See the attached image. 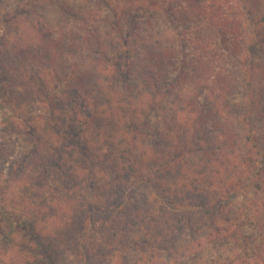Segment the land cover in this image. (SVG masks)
<instances>
[{"label":"trees","instance_id":"trees-1","mask_svg":"<svg viewBox=\"0 0 264 264\" xmlns=\"http://www.w3.org/2000/svg\"><path fill=\"white\" fill-rule=\"evenodd\" d=\"M73 1L75 3L83 0ZM103 1L109 8V12L98 13L96 10L90 9L86 15L84 14L85 22L72 33L69 32L71 37L64 33L58 38L63 42L60 44L62 47L65 45L66 49L70 47L68 49L70 53L73 52L72 48H81L79 53L82 59H77L73 63L74 71L71 75L73 77L69 74L62 80L63 87L66 88L62 93H67V90L72 91L73 98L80 102V107L82 106L81 110L85 107L91 108L88 113L82 112L80 116L77 115L74 124L76 125L80 118L87 119L89 117L94 119L97 124V120L103 117L107 121L106 133L111 138L115 135L122 142L131 141L129 144L133 146V149L130 153L133 155L126 156L128 163L123 166L120 162L117 167L113 164L109 165V168L117 173L124 171L128 178V180L125 178L118 182V185L121 187L133 184L157 185L158 193L174 209H176L175 205L183 207L180 219L183 225L189 228L192 237L200 239V233L205 228L210 229L205 237L210 238L211 241L228 239L230 236L236 237L238 233L243 235L244 222L240 218H230L226 224H217L218 220L216 219L219 213H227V208L233 205L231 201L240 194L246 193L252 187L264 190V187L260 185V182L264 181V174L258 180L252 179V175H250V171L255 168L251 164L253 161L251 155H259V133L253 135L256 131L253 130L252 124L247 119L242 120V140L237 145L244 144L246 152L240 154L242 155L239 158L241 159L239 161L242 162L240 165L237 163L238 158L232 153L225 154L228 148L227 139L221 140L220 138L218 142H220L221 148H215L217 153H207L205 158H199L200 164L205 168L197 174L195 169L191 168L195 163L190 161V155L195 138H198L206 122L208 114L205 113L207 107L205 103H210V97H215L216 99H213L216 103L237 104L235 91L241 84L243 113L252 116L256 107L264 104V7L261 8L263 9L261 12L258 10V5L264 3V0ZM3 11L6 10L3 8ZM110 14L115 18L109 20L112 16ZM3 15L4 12H1V17ZM76 15L77 13L74 12V16ZM4 16L7 27L13 21L19 25L26 23V19L19 18L20 16L13 17L9 12ZM125 18L126 22H124ZM19 19H23V24ZM192 20L196 21L195 25L189 26L188 24ZM124 23H128L129 32L124 28ZM170 23L175 24V28L170 29L168 27ZM15 33V36H12L5 30L2 44L6 47L12 44L14 48L25 50L36 41H42L43 44L41 36H36L33 41V36L27 31H20L19 27ZM47 41L54 43L55 40H45L41 45L42 48H47L46 57L50 62L49 65H53L59 60V57H55V54L48 48ZM94 49L98 58L92 60L90 54L84 55V50L92 51ZM220 49L226 50L229 54V66L224 64L225 61L220 63L221 60L226 59L225 55L220 53ZM257 49L262 52L258 53ZM39 51L37 54L28 53L27 60L31 61L30 66L41 69L40 58L42 56L41 50ZM116 51L125 57L126 68L120 67L119 59L114 57L113 54ZM256 58L261 59V65L256 63ZM234 61L239 64L241 81L238 80V74L230 69ZM179 64H181L180 73L172 86L177 85L179 92L183 94L178 97L177 103L174 102L172 109H165L163 89L160 87L155 89L157 87L156 77L159 72H162L161 77L165 78L162 87L165 88L164 85H170L168 83L170 78L168 72L171 71L169 66L177 70ZM28 69L30 67L11 70L8 62L0 60V74L6 78L5 81L0 82V88L3 87L1 92H4L3 100L7 101L10 97L9 101H11L12 85H18L20 81L26 83L21 85L28 89L32 96L34 94L36 97L40 96L39 85H43L38 81L41 80L40 69L33 75ZM186 69H189V73ZM133 71L140 72L142 79L150 88L142 90L141 94L126 96L127 92L131 90L123 88L119 82L126 81V76H130ZM84 72L88 74V82H83ZM187 75H191L194 81L192 83H195L194 87H202L205 83V87L202 88L211 94L206 95V102L201 101L200 96L196 95L192 88H190L191 90L185 88L184 78ZM204 76L205 78H202ZM56 79L59 81L61 77L58 75ZM75 80L76 84L73 83ZM83 83H86L84 88L87 87V90L83 88ZM88 83L94 89L96 87L99 89L98 95L100 96H93L87 86ZM180 84H182L181 90ZM161 95H163L162 98ZM41 99L39 98V101ZM148 101H150L149 104ZM11 103V107H15L12 101ZM150 106L152 107L150 108ZM161 108L162 111H169L168 115L162 112L158 116L160 122H158L155 133L160 136V139L158 142H153L151 147L146 146L142 142L143 135L140 129L150 127V112L160 111ZM217 112L215 118L220 120L221 116ZM14 117L8 115L5 118L9 120ZM217 126L225 128L223 122ZM114 131H117L120 136L113 134ZM85 137H89L87 130L85 133L81 132L77 135L78 141ZM64 139L57 134L56 138L48 137L45 143L50 144L54 140L57 143L56 146H60V143H66ZM251 141L255 143L254 147H257L258 150L249 146ZM96 143L102 149L107 145L109 148L116 144L114 141H108L102 145L100 139L96 140ZM263 150L264 148L261 151ZM57 167L59 165L48 167L46 164L43 167L42 176L40 175L38 178L40 180L34 178L36 182H33L31 188H35L38 194L42 192L43 198L47 194V189L51 188L52 181L56 180L53 173L57 175L61 173ZM24 175L26 174H22L20 178H14L8 174L0 178V205L9 207L8 200L13 197L19 206V208L12 207L15 209L13 215L17 214L16 210L23 214L25 210L33 209L34 205L36 209L42 207V201L37 199L30 198L28 203L27 194L17 196L14 187ZM62 175L64 174L62 173ZM76 176L75 185L82 180V186H85L83 183H89L91 188H98L97 183H100V178H98L97 172L86 173L80 180H78L80 176L77 173ZM63 178L65 177H58V181L70 180L68 176L66 179ZM81 185L76 188L80 189ZM53 187L58 190V187L61 186L53 183ZM43 198L38 199L42 200ZM78 199H84V196H78ZM226 202H229L228 206L224 204ZM196 209L198 212L194 211ZM99 212H102L103 215L106 213L102 210ZM113 213L115 212L111 211V215L105 221L110 220L109 217L113 218ZM254 213L259 214L258 216L263 215L259 210H254ZM199 214L211 217L209 223L204 224L205 228H199L198 222L191 218ZM125 219V231L132 229L131 231L134 233L135 228L132 227H135L134 223L136 222L126 216ZM96 223L93 221L94 226L97 225ZM255 224L259 228V236L253 237L252 240L247 236L240 237L245 244L244 248L237 252V256L225 259L226 262L221 261L219 264H264V219L260 218ZM190 248L195 249L193 246ZM9 253H11L10 249H0V264H45L25 252H15L11 255ZM81 254L86 261L91 259V254L87 249L83 248ZM48 259L50 264H61L64 261V259L60 261L59 257H48Z\"/></svg>","mask_w":264,"mask_h":264},{"label":"rangeland","instance_id":"rangeland-1","mask_svg":"<svg viewBox=\"0 0 264 264\" xmlns=\"http://www.w3.org/2000/svg\"><path fill=\"white\" fill-rule=\"evenodd\" d=\"M262 7L264 3L258 5L259 12L263 10ZM3 8L6 11H3ZM90 9L98 13L109 12L103 0H83L75 3L73 0H0V60L8 62L11 70L30 67L28 70L33 75L40 68L29 65L31 61L27 60V54H37V51L41 50L39 71L41 80L38 81L43 84L39 85L40 96L37 97L36 94L32 96L28 89L22 87L21 84H26L23 81H20L18 85H12L11 101L15 105L13 108L9 101L10 97L7 101L3 100L4 92H1L3 87L0 88V178L8 174L14 178H20L22 174H26L18 180L19 183H16L14 187L17 196L27 194L28 203L30 198L42 201V207L36 209L34 205L33 209L25 210L23 214L16 210V215H13L15 209L12 207L19 208V206L13 197L8 200L9 207L0 205V249H10L13 254L25 252L45 264H50L48 257H59L60 261L64 259L63 264H219L221 261L226 262L225 259L237 256V252H240L245 245L240 237L247 236L252 240L253 237L259 236L260 231L255 223L260 218L264 219V190L252 187L231 201L233 205L227 208V213L221 212L219 216L217 215V224H226L230 218H240L244 222L243 235L238 233L236 237L230 236L228 239L211 241L210 238L205 237L210 229H206L204 225L209 223L211 217L199 214L193 217L188 216L198 222L199 228H205L200 233V239H197L190 235L189 228L183 225L180 219L183 207L175 205L176 209H174L158 193L157 185L133 184L126 187L118 185V182L125 178L128 180V178L123 170V174L117 173L110 169L109 165L113 164L117 167L120 162L123 166L128 163L126 156L133 155L130 153L133 149V146L129 144L130 140H127L130 142H122L115 135V138H111L106 133L107 121L103 117H100L98 122L96 121L97 124L90 117L80 118L79 122L74 124L77 115L80 116L82 112L86 114L91 108L85 107L82 111L80 109L82 106L80 107V102L73 98L72 91L67 90V93H62L66 89L63 87L62 80L69 74L73 75V63L77 59H82L79 53L81 48H72L73 52L70 53L68 51L70 47L68 49L66 45L62 47L60 44L63 42L58 38L64 33L70 36L69 32L72 33L85 22V15ZM1 12H4V15L9 12L13 17L20 16L19 18L26 19V23L23 24V19H19L23 25L13 21L7 27L6 18L4 15L1 17ZM74 12L77 13L76 16ZM114 18L112 15L109 20ZM126 21L125 18L124 22ZM195 22L192 20L188 25L193 26ZM123 26L129 32L128 23H124ZM18 27L20 31L30 33L33 41L36 36H41L43 44L45 40L54 39V43L47 41L48 48L55 54V57H59V60L49 65L50 62L45 53L47 48L41 47L42 41H36L26 50L14 48L12 44H9L8 48L4 46L2 39L5 30L15 36ZM168 27L173 29L175 24L170 23ZM222 49L220 53L225 55L226 59L221 60L220 63L225 61L224 64L229 66V54ZM257 52L262 51L257 49ZM85 54H90L92 60L98 58L95 49L84 50ZM113 55L119 59L120 67L126 68L125 57L119 55L118 51ZM255 60L258 65L262 64L260 58ZM50 66L52 68H49ZM169 67L171 71L168 72L170 75L168 83L171 86L162 87L165 78L161 77L162 72H159L156 77L157 87H155V89L158 87L163 89L161 90L164 93L163 106H166L165 109H172L174 102L177 103L178 97L183 94L179 92L177 85L172 86L180 73L181 64L177 70L172 66ZM230 69L238 74V80L241 81V71L237 61L232 62ZM186 70L189 73V69ZM58 75L61 77L59 81L56 79ZM83 78V82L89 81L88 74L85 72ZM126 78V81L119 82L123 88L131 90L126 96L141 94L142 90L150 88L138 71L131 72ZM5 79L4 75L0 74V82ZM184 79L185 88H192L194 93L200 96V100L206 102V95L209 92L202 88L205 87V83L202 87H194L195 83H192L194 81L191 75H187ZM73 83L76 84V80ZM85 84L83 83V88ZM182 84H180V90ZM87 86L93 96H100L97 87L94 89L90 84ZM235 92L237 93V104L216 103L215 97L214 99L210 97L209 104L205 103L207 105L205 113L208 115L202 131L198 138H195V143L191 148L190 161L195 163L191 168L195 169L196 174L204 170L205 166L200 164L199 158H205L207 153H217L215 148H221L218 142L220 138L228 141L225 154L232 153L238 158L237 163L240 165L242 163L239 161L242 156L240 154L245 153L246 150L244 144L237 145V143L242 140V120L247 119L256 131L253 135L259 133L260 138L259 155H251L253 156L251 164L255 168L250 171L252 179L258 180L264 174V150L261 151L264 148V104L256 107L250 116V114L243 113L241 84ZM39 98H42L41 101ZM168 111H162L161 108L160 111L150 112V127L140 129L143 144L151 147L153 142H158L160 136L155 133L158 122H160L158 116ZM216 112L221 116L220 120H216ZM8 115L15 117L7 120L8 118L5 117ZM14 120L18 121L13 122ZM221 122L224 123L225 128L217 126ZM86 130L89 137L78 141L77 135L81 132L85 133ZM57 134L65 138V144L62 142L60 146H56L57 143L54 140L52 144L45 143L48 137L56 138ZM91 134L93 136H90ZM113 134L119 135L117 131ZM98 139L102 145L108 141H114L116 144L112 146L113 148H108L107 145L102 149L96 143ZM249 146L254 147L255 143L251 141ZM254 149L258 150L257 147ZM65 160L67 162H64ZM46 164L48 167L59 165L57 168L61 173L59 175L53 173L56 180L52 181L51 188L47 189V194L43 198L42 192L38 194V191L31 188V185L35 181L34 178L40 180L38 178L42 176L43 167ZM96 172L100 178L97 189L91 188L89 183H83L87 187L82 186V180L75 185L76 173L80 176L78 178L80 180L82 175ZM66 175L70 180L58 181V177L62 176L66 179ZM53 183L61 187L57 190L54 188L55 185L53 187ZM80 185V189L76 188ZM260 185L264 187V181L260 182ZM122 193L123 196L120 197ZM78 196H84V199H78ZM228 203L224 204L228 206ZM21 209L23 211V208ZM100 209L106 212L105 215L99 212ZM254 210H259L263 215L258 216L259 214H255ZM111 211L115 212L112 214L113 218L109 217L110 220L105 221L111 215ZM194 211L198 212L197 209ZM95 214L98 215L94 216ZM125 216L136 222L135 227H132L135 228L134 233L131 228H129L130 231H125ZM93 221L97 222V225L94 226ZM191 246L195 249H191ZM83 248L91 254L89 261H86L81 254Z\"/></svg>","mask_w":264,"mask_h":264}]
</instances>
